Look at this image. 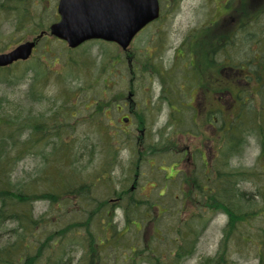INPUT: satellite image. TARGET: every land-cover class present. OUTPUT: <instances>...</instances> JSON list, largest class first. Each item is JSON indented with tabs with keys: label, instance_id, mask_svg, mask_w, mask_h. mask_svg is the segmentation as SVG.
<instances>
[{
	"label": "rangeland",
	"instance_id": "obj_1",
	"mask_svg": "<svg viewBox=\"0 0 264 264\" xmlns=\"http://www.w3.org/2000/svg\"><path fill=\"white\" fill-rule=\"evenodd\" d=\"M222 1L159 0L160 16L134 37L127 53L130 57L110 42L89 40L76 48H69L60 39L44 36L28 60L0 70V104L7 119H15L16 122L21 119H29V122L40 120L48 128L45 138L38 145L17 157L10 171L14 188H31L30 191L43 192L48 189L45 183L50 178H54L57 185L66 181L73 183L72 188L77 190L80 183L92 184L83 197L78 193L74 196L69 194L64 200L61 197L55 205L43 199L34 201L33 217H42L45 226L39 227L37 237H29V240L39 243L46 234L63 228L67 223L85 222L87 212L106 198L116 199L118 195L120 198L114 203L122 206L127 200L138 201L132 214L138 219L119 238V243L115 244L118 246L117 250L110 246L103 252H97V255L93 254L98 257L101 254L102 260L94 256L89 258L87 251L90 246L97 245L89 241V246L88 233L101 237L100 223L94 215L89 225L85 223L79 231L69 233L63 244H58L60 253L64 251L63 264H78L82 256L85 264H122V253L128 251L129 245L136 246V250L141 249L142 254L151 258L155 264H174L173 256L180 244L181 255L175 264H200L206 256H214L218 252L227 216L217 210L216 201L210 203L212 208L205 207L208 202L194 189L193 183L203 180L200 173L203 157L194 151L191 162L179 161L185 145H193L195 149L203 151L209 146L207 155L210 162L215 148V154L224 152L217 161L218 173L224 170L249 171L253 178L240 180L238 189L245 193L247 200L255 201V205L260 203L256 195L259 189H264V159L258 161L260 144L255 127L250 123L244 124L245 132L241 131L238 150L230 151L225 156L226 142L220 148L218 145L220 136L225 138V134L219 131L213 134L205 120H208L207 113L206 116L202 113L205 106V109L216 106L215 96L218 97V90L214 87L219 89L228 86L237 89L239 86L235 80L230 77L221 81L213 79L211 93H217L213 98L210 92L206 95V92L198 94L193 90L191 101L190 94L186 93L180 107L187 111L190 99L194 119L191 126L197 131L190 135L181 132V125L187 128L189 125L186 118L190 121L191 115L186 116L184 110L178 109L176 105L179 100L177 104L172 101L173 105L169 106L165 100L160 99V89L163 86L160 88L159 77L152 75L156 73L162 76L158 72L161 70L163 74L165 71L166 78L181 71L180 62L188 52L193 32L200 28L208 33L212 31L208 25L214 19V10L217 15L218 10L223 8ZM57 2L58 0H31L30 23L25 25L22 32L14 28L13 16L1 11V32L5 34L4 39H12L0 51H7L15 44L33 38L41 29H46L57 20ZM255 3L250 2V10L254 13L260 9L256 15L262 16L255 23L248 24L249 9H242L240 0L234 1L232 21L224 33L227 38L237 33L235 25L244 24L243 29L247 30L246 40L253 35L252 40L256 41L262 31L260 27L264 18L263 11ZM37 21L40 27L35 24ZM13 29L17 32L11 33ZM240 37L241 34L235 40H240ZM205 39L202 46L206 48L205 51L210 52L213 45L208 46L209 40L205 42ZM193 50L194 55L202 51L195 47ZM126 58L129 59V65ZM188 60L191 59L188 57ZM252 63L263 65L262 61ZM183 88L184 91L188 90L186 86ZM130 89L137 117L141 120L138 130L135 128L138 118L129 115L126 109L125 97H128ZM163 89L164 95L173 96L169 88ZM227 95L230 98L231 94ZM108 100L111 103L107 104L108 107H103ZM232 103L234 102L230 101V105ZM218 104L217 108L220 110L213 112L214 118L218 116L225 130L238 110L236 106L225 110L219 101ZM194 107L201 110V113L193 114ZM240 114L243 116V112ZM123 116L129 117L128 122L122 121ZM238 119L236 117L235 122ZM54 132L58 135L53 136ZM33 136L27 124L20 130L19 140L28 141ZM138 154L141 156L137 159ZM185 157L184 155L183 158ZM172 162H177L176 167L181 168L174 179L165 180L164 169ZM132 184L133 188L130 190ZM159 189H163L160 191L161 196L158 195ZM153 205L160 208L152 207ZM122 206L114 210L112 236L126 228ZM248 207L250 206L245 204L244 209ZM131 209L130 207V212ZM53 223L58 228L51 226ZM185 224L194 229L193 237L188 240L181 234L185 231ZM245 224L238 228L241 233L236 229L228 241V256L224 261L229 259L232 264H256V250L252 243L245 241L249 237L245 231L255 236L259 230L264 229V224L259 218ZM135 226L138 227L137 231ZM18 229L21 231L16 221H0V246L11 243L18 234ZM109 232L110 230L107 234ZM98 244L102 247L104 243L99 241ZM104 247L105 245L102 248ZM133 264L153 263L136 259Z\"/></svg>",
	"mask_w": 264,
	"mask_h": 264
},
{
	"label": "trees",
	"instance_id": "obj_2",
	"mask_svg": "<svg viewBox=\"0 0 264 264\" xmlns=\"http://www.w3.org/2000/svg\"><path fill=\"white\" fill-rule=\"evenodd\" d=\"M234 1L235 0H230L228 7H223L221 11L218 10L217 15H215L216 11H214V19L210 20L208 25L212 30L211 32L208 33V31H202L201 28L193 32L194 37H192V40L190 41L188 52L185 53L184 59L180 62L181 66L179 67V70L181 71H179V73L174 72L170 74V72H168L170 76H166L165 78V71L163 74L160 70L158 72L162 76H159L156 73L152 75L159 77L161 88L162 86L163 88L167 87L170 89L169 92L173 94L172 97L164 95V89L162 88L160 99L165 100L169 106L173 105L172 101L177 104V101L179 100V106L176 105L178 109H182L180 107V102L184 100L183 97H186V93H190L194 90L198 94L201 92L204 94L206 92L207 95V93L211 92L213 89V79H218L219 81L222 79L225 80L226 77L234 79L236 85L239 87L237 89H229L228 94L232 93L230 98L227 95L226 86L218 89V97L220 101H223L225 110H230L232 108L233 105H230V101L234 102V106H236L238 110V112L233 115L229 127L225 130V127L221 125L217 116L216 124L218 131L221 134H225V138H222L223 135L220 136L221 140L218 145L220 148V145L223 146V143L226 142L227 148L225 156H227L230 151H237L239 146L238 143L241 142V131L245 132L243 126L246 123H250L255 127V133L257 134L259 140L260 152L258 155V161L261 162L264 159V22L262 27H260L262 28V31L256 41L252 40L253 35L246 40L245 35L247 34L245 33L247 30L243 29L245 26L244 24L235 25V32L237 33L233 37L227 38L224 33L228 28L227 26H229L228 24L232 21ZM253 1L256 2V6H260L263 11L262 18H264V0H240L242 9H249L247 12L248 16H250L248 24L255 23L257 19H261L258 17L262 16L256 15L260 9L254 13L250 10L249 4ZM31 6V0H0V12L4 11L7 15L13 16L15 21L14 28L20 32H22L27 23H30ZM35 24L39 27L41 26L38 21ZM16 30L13 29L11 33L17 32ZM239 34H241V39L235 40ZM4 36L5 34H3L0 29V49L7 46L12 39V37H9L6 40L4 39ZM204 38H206L205 42L209 40L208 46L213 45V49L210 52L209 50L205 51L206 48L202 46ZM214 41H216V43H214ZM192 46L202 51L200 53L198 52V55H194L195 52ZM257 48H260V50ZM253 52H255L254 55ZM188 57L191 60H188ZM196 57L197 59H195ZM213 57L218 58L217 63L212 62L214 59ZM253 61H262L263 65L258 66L256 63H252ZM8 67H0V70ZM245 71H247L246 75H244ZM130 73L132 74V72ZM183 86L188 88V92L184 91ZM130 91L132 90L130 89ZM110 103V100L105 101V105L103 107H108L107 104ZM1 108L0 104V221L2 222L5 219L16 221L17 226L21 231L18 229V234L15 239L11 241V243H7L5 246H0V264H63L62 260L64 259V253L62 252L64 251L62 250L60 253L59 245L63 244V241L66 240L69 233L79 231L82 227H84L85 223L89 225V223L92 222L94 215H96L95 219L100 223L99 232L101 237H94L92 233H88L89 246L91 244L89 241L93 242V244L96 243L97 245V247L90 246L89 251H87L89 253V258H92L94 256L93 254L97 255V252L105 251V249L110 246H113V249L117 250L118 246L116 247L115 244L119 243V238H121L122 235L125 234V230H127L129 226L133 225V222L138 219L135 215L134 217L132 215L138 205V203H136L138 201L127 200V203L122 206L119 203H114L116 199L119 200L120 197L118 195L113 202L110 198H106L103 201L98 202L99 204L97 203V206L87 212L85 222L79 223L74 221L67 223L63 228L55 229L54 231L46 234L43 240H39V243L29 240V237H37L36 233L40 232L39 227L45 226V224L42 223V217L37 219L33 217L32 203L34 201L43 199L48 200L51 205H55L58 204L61 197L64 200V197L69 194L74 196V194L78 193L79 196L83 197L86 194V189L92 187V184L80 183L77 190L72 188L74 187L73 183L71 184L66 181L62 185H57L54 183V178H50L46 180L47 184L45 183L48 189L43 192L30 191L31 188H14L12 185L10 171L18 159L17 157L22 152H27L36 144L38 145V143L45 138L48 128L45 126V123L40 120L37 122H33L31 120L29 122V119H21L20 122H16L15 119L9 121L6 117L7 114H5ZM97 109L100 110L99 105H97ZM217 109L216 111L220 110ZM193 110V114L195 113V115L197 113H201V110H198L195 107ZM184 111L185 115H191V118L190 121L186 118L189 126L186 128L185 125H181L183 126V131L181 132L190 134L196 131V129L191 126V123L194 124V119H192V106L189 104L187 111ZM132 112L135 117H137V113L134 109ZM240 112H243V116H241ZM202 113L204 112L202 111ZM209 114L210 112H207V117L210 121ZM204 116H206V114ZM236 117H239L237 122H235ZM205 120L208 123L206 118ZM137 123L139 125L141 124V120H139V118ZM27 124L34 136L28 141L20 142V130H22ZM57 135L58 134L56 132L53 133V136ZM218 154L217 159L220 160L219 157H221V154H224V152H218ZM140 156L141 155L138 154L137 159ZM137 164L138 160H136L135 166H137ZM208 176H210V173ZM249 178H253V175L250 174L249 171L245 170L219 171L215 183L211 184V182L208 181L209 192H198V194H202L205 201L208 202L205 207L212 208V204L210 203H215L214 201H216L217 210L222 211L227 216L218 252H216V254L212 257L206 256L200 261V264H232L229 259H225L224 261V258L228 256V241H230L233 234L237 231L236 229L241 226H245V223H249L255 218L257 220L258 218L261 219L264 224V189H259L256 195L260 199V203L258 205H255V201L251 199L247 200L245 193L238 189L239 181ZM198 183V181L193 183L194 188L197 187ZM83 188H85L84 191L82 190ZM195 196L197 197V195ZM82 201L84 202V200ZM245 204L250 207L244 209ZM118 206L124 207L123 216L126 228L119 230V234L116 232L115 235L112 236L114 233V225L111 224V221L114 218V210ZM130 207L132 208L131 212ZM55 225L56 223H53L51 226L58 228ZM184 226L185 231L181 232V234H184L183 238L188 240L193 237L194 229L187 224ZM135 229L137 231L138 227L135 226ZM108 230H110V232L107 234ZM14 231H16V229ZM238 231L240 232V229H238ZM245 232L246 235L249 236L248 239H245V241L252 243L256 250V264H264V229L259 230L258 234L255 236L253 233L250 234L247 230ZM99 241L104 243V248H102L103 246H99ZM135 247L136 246L134 245H129L128 251L126 253H122V264H133L136 259H145L155 264L151 258L142 254L141 249L136 250ZM181 248L182 245H178L176 253L173 256L174 264L178 260L179 255H181ZM119 252L121 253L120 250ZM59 253L60 255L58 256ZM94 257H97L98 260H102L101 254L99 257ZM83 259L84 257L82 256L78 264H85ZM169 264L172 263L169 262Z\"/></svg>",
	"mask_w": 264,
	"mask_h": 264
},
{
	"label": "water",
	"instance_id": "obj_3",
	"mask_svg": "<svg viewBox=\"0 0 264 264\" xmlns=\"http://www.w3.org/2000/svg\"><path fill=\"white\" fill-rule=\"evenodd\" d=\"M57 12L59 20L49 25V33L68 46L102 39L126 50L134 35L158 17L159 6L158 0H58ZM35 43L36 39H28L0 52V66L27 59Z\"/></svg>",
	"mask_w": 264,
	"mask_h": 264
},
{
	"label": "flooded vegetation",
	"instance_id": "obj_4",
	"mask_svg": "<svg viewBox=\"0 0 264 264\" xmlns=\"http://www.w3.org/2000/svg\"><path fill=\"white\" fill-rule=\"evenodd\" d=\"M229 2H230V0H225L223 7H228ZM34 50H35V48H34ZM213 58L214 59L212 60V62H216L217 63L218 58L217 57H213ZM246 73H247V71H245L244 75H246ZM226 87H227V93H229V89H233V88L228 87V86H226ZM212 88H213V86H212ZM214 89L218 90L216 87H214ZM215 94H217V93H213V92L211 93L210 92V95H211L212 98L214 97ZM230 94H232V93H230ZM215 100H216V102H215L216 103V106L215 107L212 106V107H210L208 109H205V107H206L205 106L203 108V110H202V111H204L205 114L207 112H210V114H209L210 121L207 124L210 127V129L212 130V133L213 134L214 133H218V127H217V124H216V118H214V114H213V112L219 106L218 101L220 102L222 108L225 109L224 108L225 106L223 105V101H220L219 97L215 96ZM231 105H233L232 107H234V103H232ZM127 106H128V104H127ZM129 112H130V110H129ZM232 118H233V116H232ZM138 127L139 126L137 124H135L136 130H138ZM208 147L209 146H206V150L203 151V150H197V149H195L193 147V145L192 146L191 145H185V147L182 150L183 155L179 159V161H181V162H183V161H186L188 163L191 162L190 160H192V156H193L194 151L196 152V154L198 156L201 155V157H203L202 171L200 172L202 174L203 180L201 182L199 181V183L197 184V187L194 188L197 192H203V193L209 192L208 181H210L211 184H213V183L216 182L217 176H218V163H217L218 159L217 158H218V155L219 154H218V152H217V154H215L216 151H217V148H215L214 152L212 151V153H211V162H210V159L208 158V155H207V148ZM210 149H212L211 146H210ZM184 155L186 156L185 158H183ZM176 163L172 162L171 165H168V167H165L164 171H165V179L166 180H172V179H174L175 174L181 168V167H176ZM167 172H168V174H166ZM209 173H210V176H208ZM200 185H201V187H200ZM159 195H161V192L160 191H159ZM152 207H158V208H160L157 205L156 206L153 205Z\"/></svg>",
	"mask_w": 264,
	"mask_h": 264
}]
</instances>
